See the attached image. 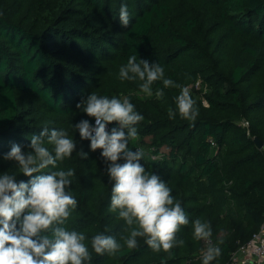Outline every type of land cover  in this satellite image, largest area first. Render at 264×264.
Listing matches in <instances>:
<instances>
[{"label":"trees","instance_id":"obj_1","mask_svg":"<svg viewBox=\"0 0 264 264\" xmlns=\"http://www.w3.org/2000/svg\"><path fill=\"white\" fill-rule=\"evenodd\" d=\"M133 54L189 88L194 121L168 117L179 88L154 82L153 93L164 91L158 100L141 94L138 79L120 80ZM91 92L127 97L143 116L129 148L143 150L140 163L167 183L190 221L171 256L137 238V248L124 246L115 257L93 252L91 264H202L207 245L193 238L196 219L210 223L221 248L211 264L227 263L264 220V146L254 142H264V0H0V175L28 182L17 162L3 159L11 145L28 153L45 126L66 129L76 150L60 167L75 169L70 191L78 201L66 226L84 232L90 250L95 234L121 244L128 235L110 210L102 150L91 151L74 129L95 119L76 107Z\"/></svg>","mask_w":264,"mask_h":264},{"label":"clouds","instance_id":"obj_2","mask_svg":"<svg viewBox=\"0 0 264 264\" xmlns=\"http://www.w3.org/2000/svg\"><path fill=\"white\" fill-rule=\"evenodd\" d=\"M119 20L122 26L129 25L127 5L120 7ZM119 78L138 79L142 82L140 92L148 97L154 94L158 100L164 97V91L157 89L153 93L154 82L162 81L164 88H179L174 98L176 109H168L170 119L178 112L182 119L194 121L199 114L189 88L165 78V70L158 63L130 55L127 64L119 69ZM76 107L95 118L94 125L81 120L74 129L81 140L90 141L91 151L102 150L112 182L110 210L118 211L128 235L122 237L121 244L113 236L95 234L90 250L86 234L66 226L78 205L70 191L75 169L65 170L60 164L72 157L76 142L66 129L45 126L30 138L31 152L24 153L21 145L13 143L3 157L17 162L19 172L31 179L17 182L13 174L0 175V264H91L93 252L115 257L124 246L130 250L137 248V238H145L154 252L163 251L171 256L173 248L184 245L177 233L190 221L167 183L154 172L148 173L140 163L143 150L129 148V142L138 139L136 125L143 116L127 97L109 98L95 92ZM113 122L117 126L109 131L107 126ZM78 155L87 158L88 154L81 151ZM192 227L193 238L207 245L202 264H211L221 255V248L211 241L210 223L196 219Z\"/></svg>","mask_w":264,"mask_h":264},{"label":"built area","instance_id":"obj_3","mask_svg":"<svg viewBox=\"0 0 264 264\" xmlns=\"http://www.w3.org/2000/svg\"><path fill=\"white\" fill-rule=\"evenodd\" d=\"M92 124H95V119ZM245 124L248 123L245 122ZM248 262L264 264V220L260 229L248 241L239 245L225 264H247Z\"/></svg>","mask_w":264,"mask_h":264},{"label":"water","instance_id":"obj_4","mask_svg":"<svg viewBox=\"0 0 264 264\" xmlns=\"http://www.w3.org/2000/svg\"><path fill=\"white\" fill-rule=\"evenodd\" d=\"M254 142L257 144L258 147H263L264 142L258 136L254 137ZM247 264H254L253 262H248Z\"/></svg>","mask_w":264,"mask_h":264},{"label":"rangeland","instance_id":"obj_5","mask_svg":"<svg viewBox=\"0 0 264 264\" xmlns=\"http://www.w3.org/2000/svg\"><path fill=\"white\" fill-rule=\"evenodd\" d=\"M141 94H144V93H141Z\"/></svg>","mask_w":264,"mask_h":264}]
</instances>
